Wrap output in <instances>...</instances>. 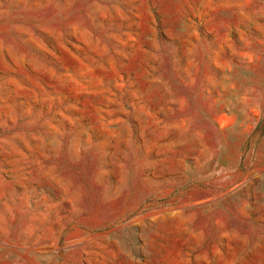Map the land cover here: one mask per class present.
Masks as SVG:
<instances>
[{
	"label": "rangeland",
	"instance_id": "rangeland-1",
	"mask_svg": "<svg viewBox=\"0 0 264 264\" xmlns=\"http://www.w3.org/2000/svg\"><path fill=\"white\" fill-rule=\"evenodd\" d=\"M0 264H264V0H0Z\"/></svg>",
	"mask_w": 264,
	"mask_h": 264
}]
</instances>
